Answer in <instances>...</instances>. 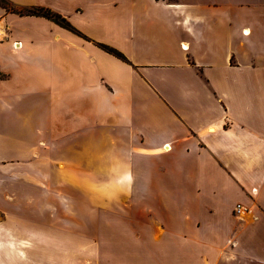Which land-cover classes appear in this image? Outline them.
Segmentation results:
<instances>
[{"label":"crops","instance_id":"1","mask_svg":"<svg viewBox=\"0 0 264 264\" xmlns=\"http://www.w3.org/2000/svg\"><path fill=\"white\" fill-rule=\"evenodd\" d=\"M7 2L0 264H264V0Z\"/></svg>","mask_w":264,"mask_h":264},{"label":"trees","instance_id":"2","mask_svg":"<svg viewBox=\"0 0 264 264\" xmlns=\"http://www.w3.org/2000/svg\"><path fill=\"white\" fill-rule=\"evenodd\" d=\"M0 5L2 7H4L6 10H10V11H14L17 12L19 14H30V15H37V16H44L52 21H54L55 23L59 24L62 27L71 28V25L69 24V22L62 16H60L59 14L52 12L49 9L46 8H42V7H31V8H25V9H20V10H16L13 9L9 3L7 2V0H0ZM101 48L104 49L106 52L119 57L121 59H124L123 55L117 51L116 49L109 47L107 45L104 44H100Z\"/></svg>","mask_w":264,"mask_h":264},{"label":"built area","instance_id":"3","mask_svg":"<svg viewBox=\"0 0 264 264\" xmlns=\"http://www.w3.org/2000/svg\"><path fill=\"white\" fill-rule=\"evenodd\" d=\"M2 36V32L0 29V38ZM15 45V43H13ZM250 213V208L249 206H246L244 204L237 203L233 207V214L238 217V218H243L246 214Z\"/></svg>","mask_w":264,"mask_h":264},{"label":"rangeland","instance_id":"4","mask_svg":"<svg viewBox=\"0 0 264 264\" xmlns=\"http://www.w3.org/2000/svg\"><path fill=\"white\" fill-rule=\"evenodd\" d=\"M9 125H10V124H9ZM10 126H11V125H10ZM57 181H58V180H57ZM69 183H70V182H69ZM1 215H2V214L0 213V219H1V217H2Z\"/></svg>","mask_w":264,"mask_h":264}]
</instances>
